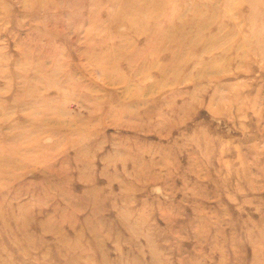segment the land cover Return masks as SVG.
<instances>
[{
  "label": "rangeland",
  "instance_id": "1",
  "mask_svg": "<svg viewBox=\"0 0 264 264\" xmlns=\"http://www.w3.org/2000/svg\"><path fill=\"white\" fill-rule=\"evenodd\" d=\"M0 264H264V0H0Z\"/></svg>",
  "mask_w": 264,
  "mask_h": 264
}]
</instances>
